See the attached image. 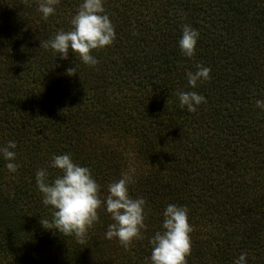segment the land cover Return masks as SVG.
Wrapping results in <instances>:
<instances>
[{
	"label": "trees",
	"instance_id": "obj_1",
	"mask_svg": "<svg viewBox=\"0 0 264 264\" xmlns=\"http://www.w3.org/2000/svg\"><path fill=\"white\" fill-rule=\"evenodd\" d=\"M80 2L58 0L43 19L39 0H0V146L15 141L18 165L9 173L0 158V264H150L167 204L188 209L187 264L241 252L264 264V0H103L115 38L90 51L95 65L40 46L70 30ZM184 24L199 33L191 58L177 46ZM197 63L209 79L190 88ZM178 91L206 102L189 112ZM62 153L90 169L101 198L132 170L145 219L127 248L105 238L103 205L83 242L48 229L34 174L54 179Z\"/></svg>",
	"mask_w": 264,
	"mask_h": 264
},
{
	"label": "clouds",
	"instance_id": "obj_2",
	"mask_svg": "<svg viewBox=\"0 0 264 264\" xmlns=\"http://www.w3.org/2000/svg\"><path fill=\"white\" fill-rule=\"evenodd\" d=\"M58 0H39L38 11L43 19L55 12ZM68 31L59 30L54 36L43 40L40 46L51 49L61 59H66L69 50L77 54L87 65L98 63L90 54L93 49L111 45L115 38L114 26L103 7V0H81L77 11L70 20ZM199 37L196 29L189 24L182 25L177 46L185 57L194 55ZM68 73L72 69L67 70ZM210 69L199 63L195 71H186L185 76L190 88H195L198 81L209 79ZM179 105L187 111L194 112L196 107L206 102L203 95L196 91H178ZM256 106L264 111V101L257 99ZM15 141L9 140L0 146V158L5 160V168L15 173ZM49 167L59 170V174L49 181L45 168L35 171V183L42 195V204L51 206V228L62 235L73 236L83 242L87 230L98 220L97 210L103 209L110 215L111 223L106 227V239L116 238L122 246L128 247L134 238H139L144 227L145 199L129 195V185L135 183L132 170L122 172L121 176L108 183L107 194L101 198L100 185L93 178L86 166H81L72 159L70 153L53 154ZM160 228L149 239L151 246L148 260L150 264H187L186 256L190 253V233L192 227L188 222V209L183 205L167 204L161 213ZM49 221L45 220L44 225ZM233 264H247L246 253L241 252Z\"/></svg>",
	"mask_w": 264,
	"mask_h": 264
}]
</instances>
